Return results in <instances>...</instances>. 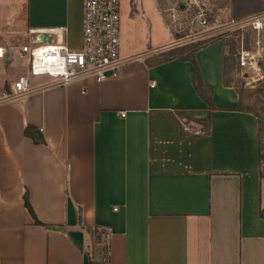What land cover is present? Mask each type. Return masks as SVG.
I'll return each mask as SVG.
<instances>
[{
	"label": "crops",
	"instance_id": "1",
	"mask_svg": "<svg viewBox=\"0 0 264 264\" xmlns=\"http://www.w3.org/2000/svg\"><path fill=\"white\" fill-rule=\"evenodd\" d=\"M228 3L231 18L264 12V0ZM137 7L120 10V55L131 58L117 75L63 86L40 76L0 103V264H264L258 121L231 109L239 94L224 83L223 42L193 51L209 108L189 61L150 60L174 48L173 33L155 42L153 14ZM59 25L80 48L82 0H0L5 44ZM25 72L15 58L3 76ZM26 125L45 142L25 136ZM25 194L47 226L34 223ZM94 232L107 245L90 253Z\"/></svg>",
	"mask_w": 264,
	"mask_h": 264
},
{
	"label": "built area",
	"instance_id": "2",
	"mask_svg": "<svg viewBox=\"0 0 264 264\" xmlns=\"http://www.w3.org/2000/svg\"><path fill=\"white\" fill-rule=\"evenodd\" d=\"M131 13L135 15L133 10ZM198 23L204 25L205 19H198ZM263 29L264 12L230 18L221 25L219 37L197 47L214 40H230L236 49L237 66L246 71L258 70L264 55ZM27 36V40L16 43L0 41V103L30 93L33 90L30 76L49 77L51 85L56 86L84 78L102 81L117 75L121 65L131 58L120 55V0H82V45L78 49L67 44L64 25L31 28ZM15 58L26 66V72L9 81L3 75ZM119 116L124 117L125 111H119ZM183 129L198 134L207 131L204 125L183 124Z\"/></svg>",
	"mask_w": 264,
	"mask_h": 264
},
{
	"label": "rangeland",
	"instance_id": "3",
	"mask_svg": "<svg viewBox=\"0 0 264 264\" xmlns=\"http://www.w3.org/2000/svg\"><path fill=\"white\" fill-rule=\"evenodd\" d=\"M144 5L145 11H151L154 19V39L164 40L167 37V29L172 31L174 46L179 45L181 52L196 48L198 45L210 39L219 37L221 25L226 24L231 16L228 14V0H120L121 12L134 11L140 4ZM138 8V7H137ZM205 19V24L198 23V19ZM170 28V29H169ZM224 31V30H223ZM264 40V29H263ZM76 42L78 39L75 40ZM221 43V40H218ZM216 41L210 42L214 43ZM225 51L224 80L231 83L241 94V106L251 111L257 112L262 119V133L260 142L264 151V55L259 62V69L253 71L242 70L237 66L234 56L235 46L230 40L223 42ZM157 52L150 57L156 61L157 58L168 53ZM264 53V48H263ZM30 81H34L39 76H30ZM261 170L264 173V161L261 163ZM100 240L103 245H107V237L94 232L91 235L90 253L94 251V242Z\"/></svg>",
	"mask_w": 264,
	"mask_h": 264
},
{
	"label": "trees",
	"instance_id": "4",
	"mask_svg": "<svg viewBox=\"0 0 264 264\" xmlns=\"http://www.w3.org/2000/svg\"><path fill=\"white\" fill-rule=\"evenodd\" d=\"M194 49L181 52L179 47L171 48V49H169L168 53L160 55L157 58L156 62L157 63L164 62V61H168L172 58H179L180 60L189 61L191 71H192V83H193L195 90L201 96V98L207 103L209 108H217L212 103V101L210 99L211 86L205 85L201 80L199 67H198L197 62L195 61L194 56H193ZM224 83L228 84L227 82H224ZM237 92L239 94V105L237 108H231V109L249 111L256 116L257 121H258V134H259V163L261 165V163L264 161V151L262 150V146H261V142H260V136H261L262 129H263L262 128L263 127L262 126L263 125L262 119L257 112L251 111V110L246 109V108L241 106V94H240L239 90H237ZM24 134H25V136L29 137L34 143L41 144V143L45 142L43 135L41 134L39 129H37L33 125H26L24 128ZM259 175H260V177L264 178V173L261 170V168L259 170ZM24 204H25V207L27 208L28 212L30 213L31 217L33 218L35 224L47 226L46 224H43L41 221H39L37 219V217L35 216V213L33 212L32 208L29 204L27 194L24 195ZM259 216L262 219H264V212H261L259 214ZM77 223L80 224V213L79 212L77 213ZM86 231L89 233H92V230H90V229H86ZM95 231H97V230H95ZM92 264H97V263L95 261H92Z\"/></svg>",
	"mask_w": 264,
	"mask_h": 264
}]
</instances>
